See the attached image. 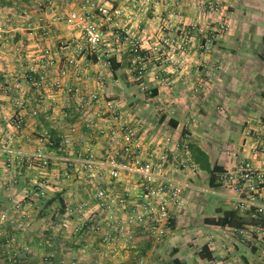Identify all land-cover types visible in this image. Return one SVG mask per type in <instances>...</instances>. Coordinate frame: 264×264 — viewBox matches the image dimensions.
I'll return each instance as SVG.
<instances>
[{
  "label": "crops",
  "instance_id": "1",
  "mask_svg": "<svg viewBox=\"0 0 264 264\" xmlns=\"http://www.w3.org/2000/svg\"><path fill=\"white\" fill-rule=\"evenodd\" d=\"M41 1L11 0V5H0V234L16 237L21 264H264L255 246L234 236L233 227L214 224L235 206L213 193L209 182V168L214 166L227 169L244 159L262 165L264 0H222L221 12L210 14L209 24L200 17L198 4L203 0L114 2V9H120L122 15L111 24L104 23L109 43L103 51L109 62L114 57L120 63L122 71L116 77L111 67L96 63V57H88V70L77 76L58 74L57 68L67 57H77L68 50L61 52L62 44L81 37L66 23L55 24L54 38L43 41L57 61L56 68H47L34 52L41 32L34 35L28 25L29 21L36 24ZM54 6L64 14L82 10L80 3L59 1ZM221 17L229 30L215 35L210 52L202 51L205 32L214 31ZM120 30L129 32L141 45L146 58V74L141 80L131 72L135 65L129 46L112 34ZM165 40L185 51L168 48ZM158 47L159 52L154 51ZM42 75L46 76L44 82ZM99 76L104 78L103 85L97 81ZM140 84L146 91L140 90ZM74 85L117 100L121 114L137 117L152 130L151 138L172 136L207 156L203 169L192 152L199 171L177 175L185 185L186 207L173 213L174 226L159 241L137 229L131 238L112 231L103 243L93 231L94 224L104 219L93 197L94 185L84 173L67 171L64 160H81L88 144L100 156L105 139L75 112L66 91ZM38 108L39 114L31 116ZM17 115L24 116L20 133L14 130ZM93 121L102 129L114 124L109 115ZM42 135L54 145L47 149L40 145ZM62 144L61 152L57 148ZM39 152L50 156L48 169H42L36 158V166L28 167ZM139 183V176L127 170L107 187L118 195H129L136 204ZM36 185L44 194L35 192ZM57 194L64 201L65 213L59 212L55 202L52 213L43 215L45 202ZM83 202L90 209L79 212ZM42 254L53 259L45 261Z\"/></svg>",
  "mask_w": 264,
  "mask_h": 264
},
{
  "label": "built area",
  "instance_id": "2",
  "mask_svg": "<svg viewBox=\"0 0 264 264\" xmlns=\"http://www.w3.org/2000/svg\"><path fill=\"white\" fill-rule=\"evenodd\" d=\"M66 1L82 4L81 11H71L68 14L58 13L54 3ZM118 0H44L37 6V21L30 31L39 35L40 39L34 44V52L45 61L48 69L56 68L57 61L53 50L44 45L46 39H53V27L57 23H66L80 32V38H73L62 44L61 52L71 51L77 57H67L63 66L57 71L61 77H73L87 71L86 60L96 57V63L110 68L107 52L103 46L109 43L108 34L105 33L104 23L111 24L115 18L122 15L120 9H114L113 3ZM200 17L208 21L210 14L221 12L222 0H203L199 4ZM96 12V13H95ZM27 14V13H26ZM222 18V17H221ZM218 27L214 31L205 32L200 45L202 51L210 52L213 48L215 35L227 32L229 25L222 19L216 20ZM31 25V26H30ZM115 39L127 44L134 55L135 67L131 72L136 73L137 80L146 74L145 57L137 39L129 32L120 30L112 33ZM1 37V36H0ZM168 48H175L181 53L184 47H173L168 42ZM160 48H154L159 52ZM80 59H83L81 62ZM111 78L112 75H110ZM41 82L46 76L40 77ZM104 78L99 76L97 81L103 85ZM141 91H146L144 85ZM67 93L74 101L75 112L80 120L91 130H99L104 136L105 143L100 156L90 144L85 146L84 158L81 160L65 159L67 171L74 169L84 173L89 179L88 183L94 185V200L98 211L102 212L104 219L92 227L96 235H100L103 243L110 239V232L119 233L131 238L135 230L149 234L155 241H159L171 230L170 222L175 211L180 212L186 207L184 197L185 185L178 181L177 175L191 176L199 171L188 144L175 140L172 136L161 139L151 138L152 130H148L137 117H125L120 112V104L115 99H106L99 91L84 92L79 86L66 88ZM22 107L23 104L19 103ZM39 108L31 112V116L39 114ZM109 115L114 121L109 129H102L94 125V119ZM14 130L20 133L25 126L24 116L15 117ZM2 130H0V135ZM38 142L45 149L54 145L47 135L39 137ZM68 144V142L66 141ZM58 151H63L60 145ZM43 150V149H40ZM39 150V151H40ZM44 151V150H43ZM30 159L28 167L34 168L35 158L40 161L42 169H48L51 158L48 153L39 152ZM129 171L139 176L138 202L132 204L130 196L116 194L107 185L109 181L118 180L123 171ZM215 186L212 192L231 202L243 216L257 220V224L244 225L242 228H232L234 236L256 247L259 258L264 263V151L262 165L258 166L250 160H240L233 167L216 173ZM40 186H35V192L44 194ZM79 212L90 209L88 202L78 207ZM16 237L13 234H0V254L6 251L11 264H21L17 261V250H14ZM2 248V249H1ZM29 247L25 246L24 251ZM10 255V256H9ZM49 262V258H45Z\"/></svg>",
  "mask_w": 264,
  "mask_h": 264
},
{
  "label": "trees",
  "instance_id": "3",
  "mask_svg": "<svg viewBox=\"0 0 264 264\" xmlns=\"http://www.w3.org/2000/svg\"><path fill=\"white\" fill-rule=\"evenodd\" d=\"M11 0H0V5H11ZM264 59V57H263ZM110 64H111V70L113 72V74L115 75V77L117 76V73H121L122 68L120 66V63H118L116 61V59L114 57H112L110 59ZM156 92V91H155ZM154 92V93H155ZM176 123H172V126H176ZM56 146L58 144H55ZM190 147V145H189ZM191 152H193V155L195 157V160L201 165V168L206 169L205 168V164H207V156L198 148H190ZM208 169V168H207ZM224 171V168L219 167V166H214L213 168H209V172H210V186L214 187L215 186V181H216V173ZM55 202H58L59 204V212H61V214L65 213V204L63 199L61 198L60 194H57V196H55L54 198L47 200L45 202V206H44V211H43V215H46L47 211L49 208H51V205L54 204ZM239 211L237 209L233 210V211H228L224 213L223 217H220L216 222H214V224L218 225V226H222V227H233V228H242L244 225H251V224H257V220L247 217V216H241L239 215ZM170 227L173 228L174 223L171 221L170 222Z\"/></svg>",
  "mask_w": 264,
  "mask_h": 264
},
{
  "label": "rangeland",
  "instance_id": "4",
  "mask_svg": "<svg viewBox=\"0 0 264 264\" xmlns=\"http://www.w3.org/2000/svg\"><path fill=\"white\" fill-rule=\"evenodd\" d=\"M209 20H211V19H209ZM208 20V21H209ZM206 24H209V22L207 23L206 22ZM145 88H146V86H145ZM217 201H219V200H217ZM47 213L48 214H51L52 213V208H49L48 209V211H47ZM43 227H45V228H47V224L45 223L44 224V226ZM5 235V234H4ZM65 234H60V236H64ZM2 249V248H1ZM14 250H16V247L14 248ZM6 253V251L3 253V254H5ZM1 256V255H0ZM10 256V255H9ZM16 258H17V261L19 260V261H21L22 259L19 257V255H17L16 256ZM42 258H52L53 259V257L51 256V255H48V254H42ZM2 259H4V260H2ZM2 259L0 258V260H2L4 263H6V264H11L10 262H9V260H8V256L7 255H4V256H2ZM2 261H0V262H2ZM3 263V264H4Z\"/></svg>",
  "mask_w": 264,
  "mask_h": 264
}]
</instances>
